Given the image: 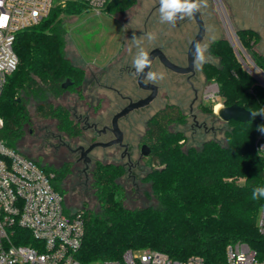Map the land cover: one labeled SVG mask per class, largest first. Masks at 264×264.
I'll return each mask as SVG.
<instances>
[{"label": "trees", "instance_id": "1", "mask_svg": "<svg viewBox=\"0 0 264 264\" xmlns=\"http://www.w3.org/2000/svg\"><path fill=\"white\" fill-rule=\"evenodd\" d=\"M137 2L107 0L101 9L119 17ZM205 2L213 6L212 0ZM91 9L82 1L65 0L64 5L53 6L39 24L17 34L14 50L19 64L0 100V118L4 123L0 139L16 151L20 152L16 142L31 122L28 108L31 100L35 101L37 119L52 118L61 133L80 134L70 110L51 107L49 100L65 92L78 95L76 88L85 84L86 69L66 56L64 25L67 18L81 16ZM151 26L160 30L162 25ZM131 27L129 24L125 27L129 35ZM162 33L163 30L151 32L161 36ZM236 34L264 73V53L256 48L262 42L261 35L250 28L236 29ZM208 52L210 57L200 70L208 83L218 85L224 106L238 105L251 113L264 109V86L245 69L229 40L226 37L213 40ZM67 79L72 85L63 89ZM213 107L210 103L202 111L216 117ZM185 123V115L173 105L158 111L147 122L144 141L151 154L149 170L142 181L149 185L148 195L156 205L132 209L125 206L126 192L119 182L126 174L125 169L101 165L92 170L98 208L93 210L84 205L73 211H82L85 222L77 253L82 264L116 260L127 250L144 249L164 252L180 261L200 256L206 264H222L227 247L237 242L248 244L259 257L264 256V236L257 226L264 198H251L253 187L264 186V154L259 149L264 137L257 131L264 124V117L255 116L247 123L225 122L220 138L217 129L208 138L210 135L202 134L188 137L186 132L173 127ZM52 171L53 186L65 198L66 206L63 182L72 168L64 164ZM20 232L28 235L26 231ZM15 242L23 244L17 239Z\"/></svg>", "mask_w": 264, "mask_h": 264}, {"label": "flooded vegetation", "instance_id": "2", "mask_svg": "<svg viewBox=\"0 0 264 264\" xmlns=\"http://www.w3.org/2000/svg\"><path fill=\"white\" fill-rule=\"evenodd\" d=\"M221 1L224 8H218L215 4L212 6L210 2L205 4L203 0H199L201 4L199 12L205 25V37L197 50V56L202 55L204 58L202 63L210 57L208 52L210 44L206 49L201 50L204 43L208 40V29L212 23L216 26L218 19L222 21L224 27L225 23L228 24V21L231 22L232 18H235L237 29L250 28L259 34L264 32V0ZM158 8L159 2L155 3L143 19V32L137 31L133 22L126 23L124 28L127 24H129V27L132 25L130 28L131 32L136 31L137 37H143L145 38L144 40L148 39V26L150 23L152 25L153 22L157 23ZM238 15L241 18L246 17L245 19L247 20H240L242 23H239ZM247 21L250 23L248 26L246 25ZM170 27V36L165 38L163 34L162 36L159 35L160 38L154 39V42L146 51L150 54L151 51L159 49L171 63L180 68H187L189 47L198 34L199 27L193 17H185L183 20L177 21L175 26L170 24ZM124 43L125 41H123V46ZM132 44L133 42H131V47ZM137 53L138 51L131 52L129 49L122 48L119 54L106 67L99 68L84 64L89 69V73L95 78L93 80L95 85L90 92H88L90 87L85 84L77 87L78 98L74 104L70 106L66 104L63 95L50 98V106L69 109L74 124L81 129L80 134L77 136H68L57 129L60 134L58 136L59 140L57 142L55 140L52 141L60 151L61 165L66 164L73 169L76 165L81 164L85 170H93L101 165L118 166L129 172L144 169L147 167L145 161L151 154V149L144 141L147 132V122L152 115L171 105L178 107L185 115L184 130L189 131L190 136L201 134L208 136L216 133L215 130L217 128L209 120L210 114L202 111V107L209 105L210 101L206 96L207 88L209 87H207L208 82L203 76L200 77L201 75H198L197 62L201 60L197 59L196 56L194 73L181 74L166 68L159 57H156L151 70L158 74H163V79H158L154 84L149 83L157 88L154 100L148 106L134 110L119 119L118 125L122 133L121 143L114 144L108 148L97 147L86 156H82L83 150L81 148L86 150L96 143L106 144L117 140L112 131L114 117L131 102L144 100L152 94V90H144L137 84L138 75L133 68V61ZM116 68H118V73ZM95 72H99L101 78H104L103 81L96 78ZM118 84H122L123 87H118ZM128 85H130V88H128ZM100 91L110 93L111 97L106 95V93H99ZM190 95L191 97H189ZM161 102L163 104H160ZM154 104H159L160 106L149 118L145 116L143 119V110ZM137 116L142 118L140 119L141 123L145 122V132L143 134H139L132 127L134 120L137 121ZM46 120L56 124L52 118ZM126 131L131 134L129 138H127ZM144 147L149 148L148 155L143 154ZM96 149L103 151L101 153L102 157H95ZM93 155L95 156L93 157Z\"/></svg>", "mask_w": 264, "mask_h": 264}, {"label": "built area", "instance_id": "3", "mask_svg": "<svg viewBox=\"0 0 264 264\" xmlns=\"http://www.w3.org/2000/svg\"><path fill=\"white\" fill-rule=\"evenodd\" d=\"M53 1L0 0V100L19 64L14 50L17 34L47 17ZM78 1L100 10L107 0ZM218 92L217 84L207 88L206 96L214 104V113ZM3 124L0 119V129ZM259 149L264 154V142L259 143ZM53 179L54 174L46 173L34 160L0 139V264H82L77 253L85 233L83 213L67 211L65 198L54 188ZM257 226L264 236V208ZM16 239L23 244L16 243ZM94 264L206 263L200 256L180 261L164 252L144 249L127 250L119 259ZM222 264H264V256L259 257L246 243H235L227 247Z\"/></svg>", "mask_w": 264, "mask_h": 264}, {"label": "rangeland", "instance_id": "4", "mask_svg": "<svg viewBox=\"0 0 264 264\" xmlns=\"http://www.w3.org/2000/svg\"><path fill=\"white\" fill-rule=\"evenodd\" d=\"M61 1L62 0H54L53 6L64 5L63 3H61ZM212 1L213 6L214 4L216 5L214 0ZM157 2H159V0H138L136 6L132 7L129 11L122 14V16L120 15L119 17L109 15L105 13V11H103L102 9H91L81 16L67 18L66 24L64 25V28H67L65 34L66 56L67 58L72 60L76 65L82 66L86 69L88 76L85 85L90 87L88 92H90L93 86L95 85V82L93 81L95 78L92 76L91 73H89V69H87L84 64H90L95 67L103 68L106 67L109 62L119 54L122 48L129 49L131 50V52L139 51L140 49L146 51L147 48L152 44V42H154V40H144L145 38L143 37H137V34L134 31H130V37L128 29L125 30L124 26L126 23L133 22L135 29H137V31L139 32H143V19L147 16L150 9ZM203 3H206L205 0H203ZM238 17L239 23H242L240 22V20H247L245 19L246 17H243L244 19L241 18L239 15ZM156 21L158 25H162L159 28H161L160 30H163L162 34L164 35V37H169L171 34L170 24L161 23L160 16H158ZM217 23L218 24L216 26H214L212 23V25L209 27L207 34L208 40L204 43V46L201 49L202 51L203 49L207 48L211 40L223 37H226L228 39V35L226 33V29L222 21L218 19ZM231 23L236 32L238 26L235 23V18H232ZM151 24L152 23H150L148 26V33H153L154 30L159 33L160 30H158L155 26L152 27ZM154 24L156 23L153 22V25ZM249 24L250 23L247 21L246 25L248 26ZM260 34L262 37V42L256 48L262 53H264V32ZM134 35L136 37V40H132ZM155 36V39L160 38L159 34H156ZM123 41H125L124 46ZM131 42H133L132 47ZM245 54L250 58L249 53L246 50ZM197 63V69L199 73L198 75H201L200 77H202L203 75L201 74L199 68V66L202 64V61H198ZM117 71L118 68H116V72ZM95 76L100 81H103L104 79L101 78L99 72H95ZM195 82L197 83V81ZM210 84L212 83H208L207 87ZM118 87L122 88L123 85L118 84ZM128 88H130V85H128ZM99 93H106V95L111 97V94L108 92L100 91ZM61 95H63L66 104H68L69 106L71 104H74L76 99L78 98V96L72 92H65ZM189 97H191V95ZM217 103L220 104L222 107L223 103L220 97H218ZM160 104H163V102H161ZM159 106V104H154L144 109L143 119L145 118V116L146 118H149ZM34 107L35 101L31 100V102H29L28 104L30 115L32 116L31 122L25 128L21 138L16 142L15 147L24 155L36 161V163L44 171L45 169L43 168V166L49 169L50 173L54 174L52 170L61 165V155L59 149L55 146L52 140H55V142H57L59 140L58 136L60 134L54 122H50V120H41L36 118V116L34 115ZM140 119L142 118H140V116H137V121L134 120V125L132 127L139 134H143L145 132V122L141 123ZM209 120L212 122V125H215V127L217 128L219 132L218 137H222V133L224 131L223 129L226 127V123L222 121L217 115L216 117L210 115ZM173 127L175 129L183 130L184 132H186L187 136L190 137V132L184 130L185 126L174 125ZM126 134L127 138H129L131 135L128 131H126ZM260 135L264 137V134L260 133ZM209 137H211V135L208 136V138ZM101 153H103L102 150L96 149V156L93 155V157H102ZM145 164L147 165V167L142 170H132L131 172L126 170L125 176L119 181L126 192L125 206L127 208L132 209L137 207L156 205V202L154 200H151L152 198L148 195V193L151 194L149 185L145 184L142 181L143 177L149 170L148 159L145 161ZM91 177L92 170H85L83 165L79 164L72 169V172L67 176V178L63 182V188L67 191V194L65 196L66 208L69 211L73 212L75 209H82L84 205L90 207L93 210H96L98 208V201L94 196Z\"/></svg>", "mask_w": 264, "mask_h": 264}, {"label": "water", "instance_id": "5", "mask_svg": "<svg viewBox=\"0 0 264 264\" xmlns=\"http://www.w3.org/2000/svg\"><path fill=\"white\" fill-rule=\"evenodd\" d=\"M214 2L216 3V6L218 8H224L221 0H214ZM193 18L195 19V21L199 27V31H198V34L196 35V37L194 38V40L191 42L190 47H189L188 67L187 68H180V67L174 65L162 54V52L159 49H155V50L151 51V53H150V58L152 59V64H153L154 60L156 59V57H159L162 64L166 68H168L169 70H171L173 72L181 73V74L194 73L197 50H198L201 42L203 41V39L205 37V25H204L203 19H202L199 11L193 16ZM225 28H226L227 35H228V40H229L231 46L233 47L237 57L239 58V60L243 64V66L245 67V69L251 75H253L259 81V83H261V85L264 86V73L245 54V50H244L243 46L241 45V43L237 37V34H236V32L232 26V23L230 21H228V24L225 23ZM137 84L139 85L140 88H142L144 90H152L153 91L152 94L144 100H140V101L134 102V103L131 102L126 108H124L119 114H117L114 117L112 131H113L114 135L116 136L117 140L110 142V143H106V144L96 143V144L91 145L86 150L84 148H81L83 150V154H82L83 157L86 156L88 153H90L93 149H95L97 147L108 148V147L113 146L114 144L121 143L122 142V133H121V130H120L119 125H118L119 119L125 117L126 115H128L130 112H132L134 110L148 106L154 100V98L156 97V93H157V88L155 86H153L149 83H146L143 79V75L138 76ZM71 85H72V82L67 79L65 81V83H63L62 88L67 89ZM17 101L19 102L20 99H17ZM215 114L224 122L235 121V122L247 123V122H250L254 118L250 111H248L245 108L240 107L238 105H232V106H228V107L223 105L221 107V109ZM148 152H149V148L144 147L143 154L148 155Z\"/></svg>", "mask_w": 264, "mask_h": 264}, {"label": "clouds", "instance_id": "6", "mask_svg": "<svg viewBox=\"0 0 264 264\" xmlns=\"http://www.w3.org/2000/svg\"><path fill=\"white\" fill-rule=\"evenodd\" d=\"M201 4L199 0H159V16L161 23H168L173 26L177 21L183 20L185 17H193L199 10ZM149 40H154V34H148ZM132 40H136L135 35ZM197 59L203 60L202 55H198ZM152 59L150 54L143 49H140L133 61V68L138 76L143 75V79L146 83H156L158 79H163V74H158L151 70ZM147 70V71H146ZM253 117H264V109L259 112L251 113ZM257 131L264 134V124L259 125ZM252 200H259L264 198V186H255L252 188L251 193Z\"/></svg>", "mask_w": 264, "mask_h": 264}, {"label": "bare ground", "instance_id": "7", "mask_svg": "<svg viewBox=\"0 0 264 264\" xmlns=\"http://www.w3.org/2000/svg\"><path fill=\"white\" fill-rule=\"evenodd\" d=\"M221 109V105L217 103V105H215V111H219Z\"/></svg>", "mask_w": 264, "mask_h": 264}]
</instances>
